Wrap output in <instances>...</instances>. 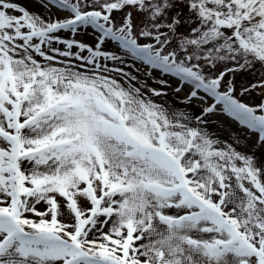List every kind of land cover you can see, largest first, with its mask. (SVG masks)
I'll return each mask as SVG.
<instances>
[{
	"label": "snow or ice",
	"instance_id": "1",
	"mask_svg": "<svg viewBox=\"0 0 264 264\" xmlns=\"http://www.w3.org/2000/svg\"><path fill=\"white\" fill-rule=\"evenodd\" d=\"M0 264H264V0H0Z\"/></svg>",
	"mask_w": 264,
	"mask_h": 264
}]
</instances>
